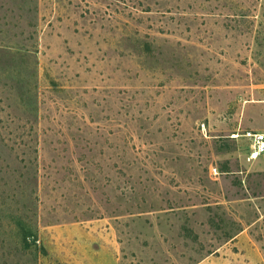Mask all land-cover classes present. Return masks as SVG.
Returning <instances> with one entry per match:
<instances>
[{
  "label": "rangeland",
  "instance_id": "rangeland-1",
  "mask_svg": "<svg viewBox=\"0 0 264 264\" xmlns=\"http://www.w3.org/2000/svg\"><path fill=\"white\" fill-rule=\"evenodd\" d=\"M264 0H0V264H264Z\"/></svg>",
  "mask_w": 264,
  "mask_h": 264
},
{
  "label": "built area",
  "instance_id": "built-area-1",
  "mask_svg": "<svg viewBox=\"0 0 264 264\" xmlns=\"http://www.w3.org/2000/svg\"><path fill=\"white\" fill-rule=\"evenodd\" d=\"M248 135L252 138V143L247 158L253 160L264 154V132H254Z\"/></svg>",
  "mask_w": 264,
  "mask_h": 264
}]
</instances>
